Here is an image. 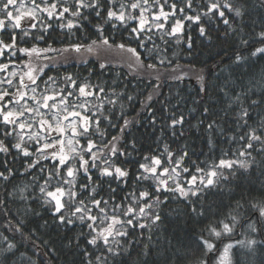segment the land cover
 Wrapping results in <instances>:
<instances>
[{"label":"trees","instance_id":"trees-1","mask_svg":"<svg viewBox=\"0 0 264 264\" xmlns=\"http://www.w3.org/2000/svg\"><path fill=\"white\" fill-rule=\"evenodd\" d=\"M52 2L48 0V3ZM120 2L130 3L133 0H117V10ZM230 2L234 7H241L243 15L236 17L225 9L229 25H225L218 15L211 22L202 16L200 24L185 20L182 31L171 34L177 18L206 11L207 0H193L192 9H186L183 14L177 11L176 17L167 22L161 20L165 27L159 29L151 23V17L159 12L160 5L164 6V11L170 12L172 3L177 4V9L185 4V0H168V4L160 0V5H153L147 13L149 24L140 40L134 35L129 36L121 25L113 28L112 23H104L106 4L99 18L95 12L84 10L89 20H80V26L71 30L60 27V24L75 19L67 14L63 20H48L46 14H40L43 23L40 19L22 21L30 35L18 39V47L47 49L50 46L52 50L41 52L39 57L33 54L31 58L19 52L14 56L5 52L0 56V63L9 64V68L0 71V80L12 79L14 85L18 84L19 74L27 71L24 64H31L36 69L38 95H53L65 88L64 77L69 74L77 80V91L82 83L104 88L98 96L70 99L72 102L87 100V106H96L85 113L88 116L97 113L88 137L97 146L93 151L104 156L113 167L128 170L129 176L120 180L101 177L99 168L104 164L99 159L96 161L98 167L90 169L91 182L82 173L78 175L75 190L80 193L79 199L91 206L88 197L95 188V198L109 202L107 207L111 215L113 204L123 203L127 206L131 202L129 193L135 191L138 195L143 190L154 191L152 180L136 181L142 171L139 165L151 162L150 159L145 161L146 156L151 158L163 154L164 166H174L175 159L187 152L182 167H188L190 171L182 173L180 177V182L187 188L186 180L191 179L193 174L203 175L196 173L197 165L206 172L211 163L219 162L224 152L228 155L223 158L238 159L239 149L246 143L239 137L249 128H256L259 134L264 135V104L250 107V100L241 95V102L250 112L247 127L243 126V121L237 120L240 104L228 107L237 93L249 88L257 94L264 91V55H251L257 47L264 46V40L259 38V33L264 32V0ZM24 3L26 8L32 6V0H24ZM36 3L43 6L42 0H36ZM129 11L139 15V10L129 8ZM31 23H36L37 27L31 28ZM131 23L135 26L136 21ZM44 24L51 27L43 30ZM96 25L101 26L103 36L110 43H124L136 48L140 60L137 61L126 50L107 48L99 43L93 45L92 42L99 41L101 37ZM201 25L206 28V35L200 34ZM11 31L0 32V39L10 42ZM19 35L22 37L23 33ZM38 36H43V39H36ZM141 41L144 47H139ZM72 45L82 47L77 52L71 48ZM90 45L92 51L88 50ZM97 47H101L100 58L92 54ZM116 52H121L124 59ZM237 55L242 57L240 62H236ZM14 69L18 75L9 76L8 73ZM49 77L55 80V84L49 82L46 86ZM25 83H28L27 79ZM3 89L16 91V87L8 88L7 84H0V90ZM68 90L71 91L70 88ZM89 90L99 92L97 87H90ZM251 98L259 99V95ZM29 104L32 102L29 101ZM206 107L209 110L207 114L204 113ZM180 117H183V124L172 127L171 121ZM96 119L100 120L101 134L95 131ZM125 121L128 122L126 127ZM213 121L214 127L209 130L208 124ZM2 130L3 126L0 125V140L5 139ZM26 133L27 129L21 133L24 135L23 145L33 155L25 157L11 147L18 142L16 135L5 141L10 152H0V172L8 177H0V264H88L85 251L92 253L91 260L96 264L95 257L101 255L103 249L87 244L90 234L86 224H81L78 219L71 225L61 224L58 215H53L51 204L45 203L40 187L48 170L57 162L46 160L37 153L39 143L25 139ZM113 137L117 139L113 141ZM109 142H113L118 149L115 156L110 148L104 147ZM80 146L86 148L87 139H81ZM165 146L174 153L173 165L167 163L169 158L164 152ZM259 147V144H255L250 150L256 164L248 171L234 166L236 175L232 176L229 170L224 169L229 178L221 179L215 187L206 189L199 197H191V203L180 197L179 193H155L160 195L162 203L158 206L154 204L151 211L160 215V221L153 226L149 220L138 218L140 223L150 226L129 229L130 235L125 238L116 237L127 252L122 251L115 258L109 256V261L115 259L116 264H138L139 259L146 260L148 264H153V261L159 264H165V261L168 264H200L203 260L205 264H217L223 246L231 243L233 248L229 255L232 264H264V218H260L258 209L252 208V204H264V154L255 150ZM85 158H89L87 154ZM35 160H39L40 164L34 168L28 167ZM41 167L44 172H41ZM8 169H11V175ZM80 184H88V190L82 191ZM56 186L57 182L53 180L48 190H54ZM112 189H115V193ZM237 201L242 207H236ZM193 206L197 211L203 209L204 216L198 217L192 213ZM65 213L68 214V209H65ZM230 213L237 216L230 235L216 239L209 237L207 232H201L209 221L226 220L231 224L232 221L226 219ZM93 214H96L95 211ZM249 225L256 227L257 231H253ZM202 235L215 242V252L205 254L200 241ZM129 240L135 242L129 245ZM249 240L256 243L249 246ZM241 241L243 243H238ZM9 243L15 245L11 250H8ZM145 246L150 252L146 257L143 255ZM113 247H118L115 241Z\"/></svg>","mask_w":264,"mask_h":264},{"label":"snow or ice","instance_id":"snow-or-ice-1","mask_svg":"<svg viewBox=\"0 0 264 264\" xmlns=\"http://www.w3.org/2000/svg\"><path fill=\"white\" fill-rule=\"evenodd\" d=\"M117 0H53L52 3H48V0H42V4L36 3V0H32V6H25L24 0H0V32L7 29H11L10 42L0 39V56H3L5 52H10L11 55H16L17 52L27 54L30 58L33 54L39 57L41 52H47L52 50L51 47L47 49H38L36 47L23 48L18 47V39L28 37L30 32L24 28L23 22L35 21L37 19H43L40 14H46L48 20L57 19L63 20L67 15L75 18L68 20L67 24H60L61 28H67L69 30L74 27H78L80 20H89V17L84 15V10L95 12L97 18L101 17L104 11V5H107V15L104 23H112L113 28L121 25L128 31L129 36H135L137 40L141 39L142 33L145 31L146 25L149 24V17L147 13L150 11L153 5H160V0H133V2L125 3L120 2L119 9H116ZM164 4H168V0H164ZM19 5V6H17ZM74 5V10H73ZM139 10V15L136 16L133 12L129 11ZM171 11H164V6L160 5L158 13H153L151 17V23L159 29H164L165 24L160 23L161 20L165 22L170 18L176 17L177 11L183 14L186 9L193 8V0H185L184 7L177 9V4L172 3L170 5ZM233 12L236 17H242L243 12L241 7H234L230 0H207V9L202 13L196 15H183V18H177L172 25L171 34H176L182 31L184 27V21L194 22L196 24L201 23L202 16L207 17L211 22L217 15L223 20L225 25H229V19L225 17V11ZM132 21H136L135 26L132 25ZM118 22V23H116ZM31 28H36V23L30 24ZM51 27L50 24H44L43 30H47ZM97 31L101 33L99 41H93V45L99 43L107 48H116L120 50H126L136 57L137 61L140 60V56L136 48L128 47L124 43H110L109 39L103 36V29L100 25H96ZM18 30V31H17ZM200 34L206 35V28L201 25L199 28ZM19 33H23L21 37ZM259 38L264 40V32L259 33ZM36 39H43V36H38ZM247 44V41H243ZM145 45L141 41L139 47ZM82 45H72L71 48L77 52L80 51ZM68 49H65L67 51ZM89 51H92V46L88 47ZM258 54L264 55V46L257 47L255 51L251 53L252 56ZM241 56H236V62H240ZM16 67H19L18 65ZM153 67V65H148ZM9 68V64L0 63V71H6ZM24 68L27 71L19 74V82L14 85L12 79L0 80V84H7L8 88L16 87L15 92H10L8 89L0 90V125L3 126L2 134L4 140H0V152L9 153L10 148L5 141L8 137L16 135L18 142L11 145L12 148L22 152L23 156L29 157L33 155L32 152L24 147V135L21 133L25 129H32L34 124L30 122L35 120L39 125L38 131H33L28 134L27 139L29 141H45L42 146L36 148V152L40 153L44 159H51L56 161L48 170L47 176L44 177V184L40 187V192L45 196V203L54 204L53 215H58L59 222L61 224H73L75 220H79L81 224H86L89 229L90 238L87 240L88 245H92L96 248L103 249L101 255L95 257L96 264H116L115 259L109 261V256L115 258L127 252L124 246L120 244L116 237H128L130 235L129 229L134 230L136 227L141 229L147 228L150 225L146 223H140L139 219H147L151 225L157 224L161 217L158 213L153 214L152 208L154 204L156 206L162 203L160 195L155 193L172 192L179 193V196L185 200H189L191 203V197H199L206 189L215 187L221 179L227 180L229 177L225 175L224 169L229 170L232 176L236 175L234 166H238L240 169L248 171L253 165L256 164L255 157L252 156V150L255 144H259L260 147L255 150L264 154V135L258 133L256 128H249V131L239 137V140L246 141L238 152V159H225L223 156H227V152L223 153L218 163H211L208 170L205 172L204 168L196 166V173H203V175L191 176V179L186 180L187 188L180 182L182 173H188L190 169L188 167H182L187 152L175 159L174 166H164L162 156H152L151 158L145 157V161L150 159L149 163H141L139 168L142 170L136 177V181L152 180L154 191L143 190L137 195L135 191L128 195L132 198L131 202L125 206L121 204H113L111 208V215H109L108 201L102 199H96L94 193L96 189H92V193L89 194L91 206H89L85 200L79 199L80 193L76 188V181L79 174H83L89 182L92 181V175H90V169L98 167L96 161L103 159L101 155L93 151L96 148V144L89 137V133L92 131L93 118L97 116V113H93L92 116H88L85 113L91 110L92 105L87 106V100L84 102H72L70 98L74 97H91L93 95L98 96L99 93L104 91L103 87L98 85L79 84L77 91V80L72 75L64 77L66 87L56 92L53 95L42 93L37 94V77L34 74V69L31 64H24ZM42 70V69H41ZM11 77H16L18 72L14 69L8 73ZM27 79L28 83H25ZM51 82L55 84V80L49 77L47 84ZM90 87L99 88V92L93 93L89 90ZM71 89L69 91L68 89ZM203 90V89H202ZM29 92L31 95H29ZM66 93V95H64ZM241 95L250 100V107H258L264 104V91L257 94L254 89L249 88L243 93H237L233 100L229 103L228 107H232L233 104H240V110L237 115L238 121H243V126L247 127V120L250 117L248 107H244L241 102ZM253 95H259V99H252ZM131 99V97H129ZM151 99V97H149ZM29 101L32 104H29ZM80 109V110H77ZM46 110V111H44ZM82 110V111H81ZM208 108L204 109V113H208ZM26 114H29L26 116ZM39 118L36 120V118ZM71 118V119H70ZM96 133L101 134L99 124L100 120L96 119ZM125 121L124 127L127 126ZM177 124H183V117L179 120L173 119L171 126L175 127ZM215 122L208 124V129L212 130ZM11 126V127H10ZM17 129L20 131L18 132ZM70 131V136L68 135ZM123 131V128L121 129ZM87 139V147L80 146V140ZM117 137H113L115 141ZM235 140V137H232ZM211 146L212 141H209ZM105 148H110V152L113 156L117 154L118 149L113 142H109V145H104ZM164 152L168 156V165H173L174 153L165 146ZM85 154L89 158H85ZM123 155V153H120ZM236 155V153H233ZM78 161V163H74ZM40 164L39 160L32 161L28 164V167L34 168ZM104 166L99 168L101 177H111L116 180L127 178L129 171L123 169L120 166H115L108 161H103ZM66 169V172H65ZM41 172H44V168L41 167ZM8 174L11 175V169H8ZM0 177L7 179L8 177L0 172ZM55 180L57 186L54 190H48L51 181ZM199 180V184L197 181ZM169 181H172L174 187L170 186ZM67 186V187H65ZM88 184H80L79 188L82 191H87ZM115 193V189H112ZM65 197L67 198L65 202ZM152 201V202H149ZM103 205V206H102ZM236 207L240 208L242 205L239 201L236 202ZM253 209H258L260 218H264V204H252ZM65 209H68V215L65 214ZM95 211L96 214H93ZM192 213L198 217L204 216L203 209L197 211L196 207L191 208ZM234 211V210H233ZM139 218V219H138ZM232 223L226 222V220L209 221V223L201 229V232H207L209 237L216 239L225 235H230L235 227L237 216L229 214ZM106 225V226H105ZM219 225V227L217 226ZM253 231H257L256 227L249 225ZM19 231V229H17ZM150 239V237H149ZM113 241L117 244V248L113 247ZM200 241L204 247L205 254L209 252H215L217 250L216 244L213 240L205 238L203 235L200 237ZM135 241L129 240L128 244L132 245ZM238 243H243L238 242ZM251 246L256 243L255 240L247 241ZM15 245L9 243L8 250H11ZM233 248V244H225L219 257L217 258V264H232L230 259V250ZM130 255L131 253L128 252ZM150 254L147 246L143 255L146 257ZM84 255L88 257V264H93L91 260L92 253L85 251ZM138 264H148L146 260H139ZM153 264H159L158 261H153ZM165 264H168L165 261ZM200 264H205L203 260Z\"/></svg>","mask_w":264,"mask_h":264},{"label":"rangeland","instance_id":"rangeland-1","mask_svg":"<svg viewBox=\"0 0 264 264\" xmlns=\"http://www.w3.org/2000/svg\"><path fill=\"white\" fill-rule=\"evenodd\" d=\"M25 23V22H24ZM93 55H95V56H98L99 58H100V56H101V47H97L96 49H95V51L92 53ZM116 54L117 55H119V57H121L122 59H124V55L120 52H116ZM30 95H31V93H29ZM44 111H46V110H44ZM39 118L37 117L36 118V120H38ZM31 122L34 124V127L32 128V129H27V132L28 133H26V138L25 139H27V137H28V134L30 133V132H33V131H38L39 130V125L35 122V120H31ZM70 131H69V133H68V135L70 136ZM45 141H40L39 142V145L40 146H42V144L44 143ZM41 143V144H40ZM103 157V159H101L102 161H104V160H106V158L104 157V156H102ZM199 182V180L197 181V184H199L198 183ZM169 184H170V186L171 185H174L173 183H172V181H169ZM65 187H67V186H65ZM66 200H67V198L65 197V202H66ZM51 206L54 208V204H51ZM66 214V213H65ZM66 215H68V214H66ZM106 226V225H105Z\"/></svg>","mask_w":264,"mask_h":264}]
</instances>
